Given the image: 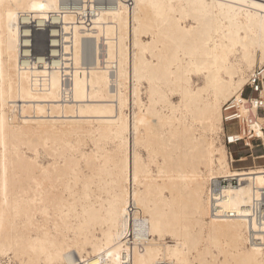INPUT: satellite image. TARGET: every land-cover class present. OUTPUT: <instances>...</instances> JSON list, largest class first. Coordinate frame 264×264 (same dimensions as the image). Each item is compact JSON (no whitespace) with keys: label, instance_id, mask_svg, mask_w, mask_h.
<instances>
[{"label":"bare ground","instance_id":"bare-ground-1","mask_svg":"<svg viewBox=\"0 0 264 264\" xmlns=\"http://www.w3.org/2000/svg\"><path fill=\"white\" fill-rule=\"evenodd\" d=\"M261 65L264 0H0V264H264L222 119Z\"/></svg>","mask_w":264,"mask_h":264},{"label":"built area","instance_id":"built-area-1","mask_svg":"<svg viewBox=\"0 0 264 264\" xmlns=\"http://www.w3.org/2000/svg\"><path fill=\"white\" fill-rule=\"evenodd\" d=\"M102 4L105 1H99ZM89 60V57L87 58ZM89 62V61H88ZM263 113V115H260ZM223 143L231 151L234 146L242 145L249 151L248 155L238 158L231 153L232 169L237 171L249 170L256 165H264V153L254 156L256 148L264 151V65L256 67L249 75L247 84L239 96L233 97L223 106ZM250 163L247 166L244 165ZM242 176H228L220 179H212L209 182L207 197L210 201L211 215L222 219L233 217V213L227 212L222 203L227 199V189L239 187ZM264 207V202L262 203Z\"/></svg>","mask_w":264,"mask_h":264},{"label":"rangeland","instance_id":"rangeland-1","mask_svg":"<svg viewBox=\"0 0 264 264\" xmlns=\"http://www.w3.org/2000/svg\"><path fill=\"white\" fill-rule=\"evenodd\" d=\"M90 52V51H88ZM90 55H88L89 57ZM90 59V57H89ZM260 115H263V113H260ZM90 147V146H89ZM88 147V148H89ZM86 148V149H88ZM230 151V150H229ZM230 153H233V157L234 158H238V157H241V156H245V155H248L249 151L246 150L245 148H243L242 145H239V146H234L231 148V151ZM264 153L263 149L262 148H256L254 151H253V154L254 156H261L262 154ZM261 165H263L262 163L263 162H260ZM247 165H250V163H247V164H244V165H237V167H240V166H247Z\"/></svg>","mask_w":264,"mask_h":264}]
</instances>
